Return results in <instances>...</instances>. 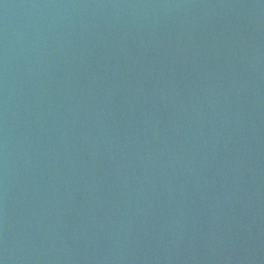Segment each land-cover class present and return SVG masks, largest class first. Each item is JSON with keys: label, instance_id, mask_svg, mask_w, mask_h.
<instances>
[{"label": "water", "instance_id": "1", "mask_svg": "<svg viewBox=\"0 0 264 264\" xmlns=\"http://www.w3.org/2000/svg\"><path fill=\"white\" fill-rule=\"evenodd\" d=\"M0 264H264V0H0Z\"/></svg>", "mask_w": 264, "mask_h": 264}]
</instances>
